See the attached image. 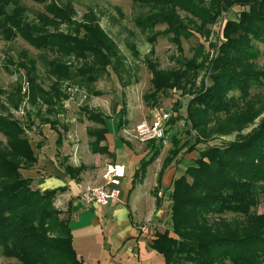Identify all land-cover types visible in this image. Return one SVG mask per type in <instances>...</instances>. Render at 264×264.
Returning <instances> with one entry per match:
<instances>
[{
  "label": "trees",
  "instance_id": "trees-1",
  "mask_svg": "<svg viewBox=\"0 0 264 264\" xmlns=\"http://www.w3.org/2000/svg\"><path fill=\"white\" fill-rule=\"evenodd\" d=\"M133 1L148 7L144 14L134 18L136 26L150 30L158 23H167L176 41L179 35H185L189 30L171 17L173 7L192 13L201 23L214 22L220 11L233 6L241 8L235 19H227L221 26V41L209 64L210 84L194 92L185 104L186 120L194 134L185 146L168 150V156L156 173V187L152 190L155 202L160 197L157 190L161 186L163 167L177 152L182 148L191 149L198 143L207 145L211 133L226 134L236 130L238 135L225 144H211L199 149L193 163L182 174L171 178L168 185L170 226L154 229L149 244L162 255L164 264H226V261L229 264H264V213L250 210L257 202V194L264 195V116L249 132L239 133L242 129L239 123H254L255 117L261 113V107L254 108L255 103L246 97L251 86L264 81V66L259 68L255 64L259 51L254 44L264 46V0H209L207 4L204 0ZM71 13L69 5H58L49 0L35 21L27 20L20 0H0V36L4 40L19 35L36 48L46 45L55 50L56 55L47 62L48 76L53 79L47 89L28 78L27 99L29 97L32 102L37 94L40 102L67 97L60 84L72 79V64L59 61V55L84 58L90 54L88 61L80 67H73V75L85 84L96 81L111 59L120 57V52L97 24L88 22L89 19L75 22ZM60 23L68 28L66 33L57 30ZM78 27L84 30L80 37L76 35ZM146 64L151 71L154 93L162 88L179 87L181 75L185 72L157 70L150 59ZM18 91L20 87L17 86L16 93L12 94L20 98ZM234 91L238 96H233ZM1 93L5 92L0 90ZM91 94L98 95L99 92L91 90ZM238 99L242 100L241 104ZM12 103L17 107L18 101ZM175 105L179 103L176 101ZM82 111L88 121L96 124L86 129L91 138L90 151L108 153L106 116L86 106ZM234 112L238 113L234 115ZM43 119L42 123L49 121L45 120L46 117ZM125 122L122 118L118 128ZM209 124L214 126L211 128ZM54 132L58 146L61 136L58 131ZM0 133L6 144L0 148L2 254L15 258L19 264H85L73 247L68 216H59L60 209L53 204L57 191L61 192L65 187H31L32 178L21 175L20 169L32 166L36 155L24 128L9 116L8 108L2 103ZM158 153L159 149L153 148L149 155L137 159L130 188L142 181L147 166ZM62 168L70 179H78L83 165L72 166L64 157ZM224 211L234 212L236 216H219Z\"/></svg>",
  "mask_w": 264,
  "mask_h": 264
},
{
  "label": "rangeland",
  "instance_id": "rangeland-1",
  "mask_svg": "<svg viewBox=\"0 0 264 264\" xmlns=\"http://www.w3.org/2000/svg\"><path fill=\"white\" fill-rule=\"evenodd\" d=\"M53 1L58 5H69L72 9L71 18L75 22L89 19L88 22L97 24L108 35L118 53L120 52L118 58L120 62L111 59L110 64L105 67V71L96 81L85 84L73 75V67H80L84 61H88L90 54L87 53L84 58L59 55L57 57L59 61L72 64L70 68L72 79L60 84V89L67 94V97L59 101L52 99L50 102H40L37 94L32 102L29 97L27 99L28 78H32L37 84L47 89L53 80L48 76L47 62L54 58L55 50L46 45L36 48L19 35L10 40H4L0 36V90L5 92L0 94V103L8 108L9 116L22 125L24 134L36 155V161L32 166L20 169L21 175L31 177L30 186L37 187L39 177L57 176L52 173L48 174L46 169L40 174L38 172V167L42 168L40 164H45V161H48L55 168L59 167L63 170L62 161L65 157V161L72 166L83 165V169L79 172L81 177L78 175L77 178L88 177L94 180L98 178L96 185L104 183L102 172L106 165L121 164L124 167L127 180L125 184L129 187L131 174L134 167L137 166V159L141 155L147 153L149 155L151 149L157 148L159 153L156 159L147 166L145 173L144 180L151 183L154 181L153 177L155 178L163 159L168 156V150L183 147L186 142H191L194 131L191 132L189 122L186 120L185 104L194 92L199 91L202 87L206 88L210 84L209 64L216 56L221 41V26L225 20L235 19L241 8L233 6L220 11L214 22L201 23L200 19L192 13L178 6L173 7L171 17L174 21L183 23L189 30V33L179 35L176 41L167 23H158L150 30L136 26L134 18L144 14L148 7L144 4H137L133 0ZM47 2L49 0H20V4L24 6L26 19L33 21L36 20L38 13L44 12V5ZM204 2L207 4L209 0H204ZM57 28L58 31L65 33L68 29L63 23L58 24ZM83 32V28L78 27L76 35H82ZM151 37L154 39H150ZM254 44L259 51L255 64L262 68L264 66V46L256 42ZM149 59L157 70L185 72L181 75L179 87L162 88L154 93L150 82L151 71L146 64ZM188 61L191 64L187 65ZM31 66H33V70ZM17 86L20 87V91H18L20 98L12 94ZM91 90L98 91L99 94L92 95ZM232 94L235 97L238 96L235 91ZM248 98H251L255 103L254 108L261 107V113L255 117L254 123L247 125L245 122L239 123L242 127L239 131L241 134L249 132L260 117L264 116L263 80L251 86L246 99ZM15 100L18 101L17 107L11 105ZM176 101L179 105H175ZM237 102L241 104L242 100L238 99ZM83 106L106 116L104 124L108 153L99 154L90 151L89 141L91 138L87 136L86 129L96 126V124L85 118L82 111ZM237 113L234 112V115ZM156 115L162 118V136L155 141H140L137 138L135 126L142 122L148 124L154 120ZM45 117L47 118L45 120L49 121L42 123ZM122 118L126 122L121 128H118ZM50 120L52 121L50 122ZM213 126L211 125V128ZM54 129L61 136V143L58 146L55 144ZM236 135H238L236 130L226 134L211 133L207 137L211 139L206 142H208L207 145H222L235 139ZM5 145V137L0 133V148H4ZM207 145L198 143L191 149L182 148L167 165H164L161 176L163 178L161 192H163L166 207L170 205L168 185L171 178L182 174L183 170L193 163L199 149H203ZM36 163L38 164L35 167ZM32 167L35 168L31 169ZM64 175L67 176L65 173ZM74 181L76 182V180ZM74 184L69 183L72 192H75ZM58 193L59 191H57ZM53 204L60 209L59 216H65L64 210L59 205ZM250 210L264 213V195L257 194V202L250 207ZM234 215L235 213L231 211L219 214L225 218H232ZM81 224L83 223L78 222V225ZM73 225L74 222L71 226L72 230H75ZM157 225L160 230L169 228L168 211L165 212V219ZM77 228L79 232L74 233V230L72 232L74 237L84 239L85 242L88 241L87 234L89 232L82 227L77 226ZM225 263L229 264L228 261ZM0 264L19 263L15 258L2 254L0 247Z\"/></svg>",
  "mask_w": 264,
  "mask_h": 264
},
{
  "label": "crops",
  "instance_id": "crops-1",
  "mask_svg": "<svg viewBox=\"0 0 264 264\" xmlns=\"http://www.w3.org/2000/svg\"><path fill=\"white\" fill-rule=\"evenodd\" d=\"M37 164L34 166L36 167ZM40 165L42 168L38 167L39 173H43L46 169L48 174L52 173L58 177H39L37 187L44 189L64 186V190L56 195L53 203L59 205L64 210L65 216H68L71 232L74 230H72V222H74V233L79 230L77 226L89 232L86 242L84 239L74 237L72 233L73 247L85 264H164L162 255L149 244L153 230H160L157 223L165 219L167 211L169 218V207L164 205L163 192H161L162 184L157 190L160 196L157 203L152 192L156 187V174L151 183L144 180V176L140 183H135L130 188L125 184L127 180L123 167V176L118 184L119 200L102 206L85 207L78 200L77 194L82 187L94 185L98 178L70 179L64 175L63 170L59 167L55 168L48 161ZM162 181L163 178L161 183ZM70 182L75 183V192L70 190ZM78 222L83 224L78 225Z\"/></svg>",
  "mask_w": 264,
  "mask_h": 264
},
{
  "label": "built area",
  "instance_id": "built-area-1",
  "mask_svg": "<svg viewBox=\"0 0 264 264\" xmlns=\"http://www.w3.org/2000/svg\"><path fill=\"white\" fill-rule=\"evenodd\" d=\"M140 141L158 140L162 136V118L156 115L148 124L142 122L135 126ZM123 176V166L108 164L102 172L104 183L84 187L77 195L78 200L85 207L102 206L119 200V178Z\"/></svg>",
  "mask_w": 264,
  "mask_h": 264
}]
</instances>
